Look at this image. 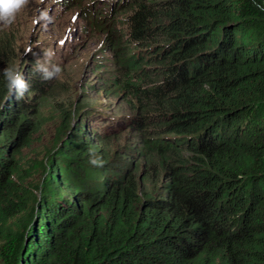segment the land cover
<instances>
[{
	"label": "trees",
	"instance_id": "obj_1",
	"mask_svg": "<svg viewBox=\"0 0 264 264\" xmlns=\"http://www.w3.org/2000/svg\"><path fill=\"white\" fill-rule=\"evenodd\" d=\"M90 2L83 32L107 28L110 59L93 57V76L110 69L91 88L128 112L112 132L72 104L38 193L12 189L28 210L0 233V264H264V0ZM12 45L0 33V196L54 88L27 57L28 90L8 92Z\"/></svg>",
	"mask_w": 264,
	"mask_h": 264
},
{
	"label": "rangeland",
	"instance_id": "obj_2",
	"mask_svg": "<svg viewBox=\"0 0 264 264\" xmlns=\"http://www.w3.org/2000/svg\"><path fill=\"white\" fill-rule=\"evenodd\" d=\"M64 1L59 0L57 3L56 0H29L11 26L5 27L0 23V33L10 34L13 39L17 60L30 56L42 62L47 59L45 53L51 52L53 55L49 64L62 69L61 75L52 79L49 89L54 88L45 93L46 102L38 117H31L37 121L35 128L11 147L10 153L16 160L10 177L14 185L0 196V207L9 206L8 211L0 210V233L21 215L11 216L16 206L22 207L23 212L28 210L27 205L14 196L15 191L12 189L20 196L23 186L32 194L38 193L36 186L43 178L47 155L59 145V140L64 135V126L69 122L71 112L68 109H72L74 102L87 99L83 101L81 115L86 111L87 118L93 120V123L99 124L100 121L105 129H113L112 132H117L122 125L118 120L119 115L128 112L126 106L119 103L118 97L102 93L99 86L91 88L93 80L100 81V77L108 76L110 69L109 63H94V68L103 71L97 76H93L91 72L93 57L94 61L99 62L110 60L99 53L107 28L99 30L98 26L87 27L86 32L82 29L85 24L81 19L82 7L91 3V0ZM29 48L31 52L25 54V50ZM115 109L119 111L118 115L115 114ZM14 137L16 135L12 138ZM124 141L125 134L113 137L102 151L110 149V155H113L115 148ZM10 201L12 203L8 205Z\"/></svg>",
	"mask_w": 264,
	"mask_h": 264
},
{
	"label": "clouds",
	"instance_id": "obj_3",
	"mask_svg": "<svg viewBox=\"0 0 264 264\" xmlns=\"http://www.w3.org/2000/svg\"><path fill=\"white\" fill-rule=\"evenodd\" d=\"M56 2L59 3V0H56ZM28 3L29 0H0V23L5 27L11 26L15 22L17 15ZM13 46L14 45H12V48H14ZM29 52H31L30 48L25 50V54H28ZM52 55L53 53L46 52L45 57L47 59L42 62L35 57H31V62L34 58V62L37 60V63L34 66V71L40 74L42 80H51L58 78L61 75L62 69L59 66L49 64ZM27 57L17 60L16 55V59L12 63L10 62L6 66L7 68L3 69V76L6 81L5 87L10 94L14 92L18 99L22 98L28 90V85L18 69L19 66L27 60ZM90 162L94 165H101V162L96 159H93Z\"/></svg>",
	"mask_w": 264,
	"mask_h": 264
}]
</instances>
